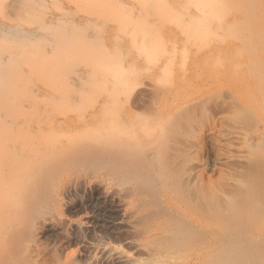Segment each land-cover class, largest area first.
Segmentation results:
<instances>
[{
	"label": "rangeland",
	"instance_id": "obj_1",
	"mask_svg": "<svg viewBox=\"0 0 264 264\" xmlns=\"http://www.w3.org/2000/svg\"><path fill=\"white\" fill-rule=\"evenodd\" d=\"M113 251L264 264V0H0V264Z\"/></svg>",
	"mask_w": 264,
	"mask_h": 264
},
{
	"label": "bare ground",
	"instance_id": "obj_2",
	"mask_svg": "<svg viewBox=\"0 0 264 264\" xmlns=\"http://www.w3.org/2000/svg\"><path fill=\"white\" fill-rule=\"evenodd\" d=\"M105 257L108 258L110 264H139L133 258L119 251L109 252Z\"/></svg>",
	"mask_w": 264,
	"mask_h": 264
}]
</instances>
